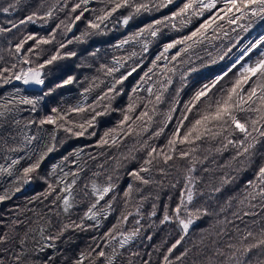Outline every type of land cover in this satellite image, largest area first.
<instances>
[{
  "label": "snow or ice",
  "instance_id": "obj_1",
  "mask_svg": "<svg viewBox=\"0 0 264 264\" xmlns=\"http://www.w3.org/2000/svg\"><path fill=\"white\" fill-rule=\"evenodd\" d=\"M21 0H14V3H10L7 7L0 8V12L9 13L10 10H15L20 5ZM89 0H79L71 5L70 13H76L78 9H83L74 18L69 17L68 23L60 21L59 24L52 30V33L48 38L36 37L34 35H28L22 39L15 46L17 54L21 52V49L29 40H34V47L28 48V52H33L35 48H39L40 45L51 44L55 40V34L57 30L61 28V25L65 26V34L71 32L73 26L77 21H80L84 16V13L88 11L87 5ZM176 0H107L105 8L100 9L99 15H96L95 20L88 21V28L94 30V32H100L101 26L105 21L109 20L114 13L120 9H130L127 15L123 16L120 23L128 25L129 22L144 13L152 14L153 12H160L163 9L168 8L170 5H174ZM218 4H222V7L218 8ZM110 5V7L108 6ZM43 7V4L41 5ZM69 7L68 0H56L55 3L48 7V10L39 15V11H34L24 19L19 20L17 23H11V27H0V33L11 32L13 29L18 28L25 23H35L37 19L47 21L53 17L54 11H63ZM215 10V11H214ZM209 13L208 18L204 19L194 31H191L189 35H184L178 39L171 40L163 45V50L160 55L152 61L153 67L157 65V61H160L163 57L166 63L163 68L157 74L164 79L157 81L160 84L159 89L156 90L155 98L153 96V87L148 86V98L137 97L133 98L129 95V103L125 109L122 110V119L118 122L117 128L109 129L100 140L97 142V147L104 145L118 144V137L121 135L129 136L133 133L137 137H141L150 132L151 125L153 124V118L157 114V106L165 102L164 93L168 91L169 86L173 83L172 77L168 73L175 74V67H168L167 54L171 49H176L178 45H185L180 47L174 55H171V61H176L181 53H186L194 44L202 43V39H207L206 33L209 29L213 32H220L224 30V23L228 25H237L242 31L247 32L252 28L253 24L257 21H264V0H184L182 6L178 7L176 11H172L170 15H165L160 19H154L152 22L140 27L138 31L133 33L128 38L120 41L117 47H123L131 41H139L142 44L143 51L147 52L149 49L150 41L148 36L155 39L162 34L164 28H171L180 31L182 27H187L191 23L193 17H204L205 13ZM177 21H179L180 27H177ZM246 21L247 23H240ZM235 31V28L231 29ZM92 33L84 32L80 37H76V40H82L83 37L91 35ZM227 31H224V35H227ZM193 38H196L195 40ZM218 38V37H215ZM191 41L192 43H188ZM67 43H72L69 40ZM235 47V46H233ZM66 48L65 43H60L55 52L42 62L35 63V66L27 68H21L19 71H12L10 68L0 69V80L3 84H9L13 80L22 81L24 85H36L41 87L42 95H38L35 98L27 96H13L0 98V121H4L9 114L17 112L18 105H31L32 111L36 110V105L45 98L53 96L57 90L63 89L68 85H71L75 81V77L68 75L66 78H58L56 73L58 71L57 62L65 58L76 56L75 52H61ZM264 35H260L255 42H250L248 46L244 47L240 51V55L234 60V62L228 67V69L221 75H216L210 83L201 85L191 96V98L183 104V110L180 112V118L176 120V126L171 135L167 139L166 149L157 150L155 145H150L149 141L154 138H159L165 133V129L174 118V113L178 111V105L180 103L179 95L180 89H177L176 98L171 102V106L166 113H164V119L162 126L158 130L151 132V135L142 142H139V148L135 145L130 148L127 154H121L120 157H113V166L110 170L105 168V165H97L98 168L104 169L103 173L93 172V177L89 184L85 183L81 189L79 195L81 200H90L87 210L80 218V222L76 223L71 221L65 223L60 221L58 226L55 227V232L50 231L54 227L51 215L60 216V212H52L51 208L47 213H36L38 220L32 221L31 219L18 220L14 219L9 223L5 230L0 231V264H55L56 257L48 255L47 249L55 248V241L59 240L69 229L83 230L85 225L84 221H96L95 227L99 226L98 217L103 213L105 218L113 208V202L118 199L117 195H111L118 191V185L115 180L119 179V170L124 168L125 162H132L137 159L134 154L136 151L146 152V157L143 159V163L139 168H134L128 171L126 174L130 176L134 182L129 183L123 190V203L124 208L127 209L128 204L134 199L133 193H141L143 190L140 187L149 185H161L162 181L155 179L152 175L153 169H155L161 176L168 174V168L173 167L170 161L176 159L178 154L180 159H189L190 167L187 169V174L184 177V190L181 191L179 203L174 209H170L169 205H164L163 216L159 219V225L174 223L180 230V238L176 240L163 256L162 264H175L170 259L173 250L185 239L190 227L202 216L209 215L207 208L191 207L194 203L196 196L195 186L198 178L193 176L196 171L197 163H204V160L208 159V156L204 157V160H200L196 153L204 143L212 145L213 143H219V147H209L207 151L211 153L213 150L216 153H222L231 148L235 149V154L231 156L225 164L220 165L219 168L231 169L237 174L245 172L251 169L254 172L255 179L248 180L242 190V195L238 199L239 207L236 212H233V218L243 220L244 217L259 215L254 209L258 206L264 211V151H260L258 145L264 147ZM259 52V57L254 63H248L251 59L253 51ZM232 51L231 48L219 56V59L223 60ZM95 55V52L90 53ZM133 57L137 53L131 54ZM39 57V53H37ZM182 63H191V60H183ZM215 63L216 60L211 61ZM243 62V63H242ZM22 63L32 65L33 61L26 56L22 59ZM116 63H119L118 61ZM239 68L237 69V66ZM122 67L123 65H119ZM204 65H201L203 67ZM15 64L12 68H15ZM105 65H101V68H105ZM133 67L127 76H121L116 80L103 95L97 97L96 102L92 105L77 104L68 109V112L84 113L86 110H90L92 115L90 118L84 120L81 123H75L74 121L65 120L67 113L61 115L60 110L53 107L51 111L57 113V117L49 115L39 121L40 125L50 124L56 125L57 130L63 129L64 132L70 136L81 137L85 135L88 128L95 126L98 117H103L111 111H116L112 107V100L116 96L122 94L121 91H116V85L120 84L128 76L132 75V72L136 71ZM233 69H237L234 73V78L231 79L230 84L227 86L221 85L220 82L228 76ZM118 67H108L106 74H112L118 71ZM197 71L196 68H189L186 72L181 74V80L186 81L189 73ZM153 72V68H149L148 72L141 77L144 81L145 77L151 79L149 73ZM46 89V90H45ZM90 89H85V92ZM138 91L137 87L132 89L133 93ZM19 92V89H17ZM113 93V95H109ZM107 100L108 103L100 104V101ZM142 103L143 111H140L138 115H134L137 112L138 104ZM151 105V108L149 107ZM101 108L102 110H97ZM57 119L65 120L62 124H57ZM16 125L20 124V121H13ZM34 121H28L31 125ZM75 129H79L76 131ZM93 132L91 135H95ZM36 137L26 136L25 141L31 143ZM51 143H45L43 148L36 154L35 160L29 163L28 166L23 167L18 172L14 171L15 166L20 163L19 159H13L11 163L5 167L0 165V175H7L8 177H15L9 188L4 190V194L0 195V201L11 198V194L19 192L23 185H27L34 178L42 180L46 185L44 192L40 193L43 201H51V205L62 209L64 214H69L70 210L77 203L76 195H74V186L77 183V177L85 169L83 166H78L75 172H65L60 165L53 164L51 171L47 176H39L38 170L41 168L43 161L49 156V154L57 151V136L55 131L51 135ZM178 145H186L185 149L178 148ZM18 147H9L8 151H20ZM72 155V153H69ZM75 155L79 157L80 150H77ZM95 160V156H90ZM31 159V157H29ZM68 156L63 157L62 162H67ZM73 164L76 161H72ZM107 163V161L105 162ZM163 165V166H160ZM63 173L61 176H56L57 169ZM205 172L209 169L205 168ZM33 174H37L36 177ZM72 176V180L68 182V177ZM103 175L104 183H98V178ZM49 177H55V182H50ZM236 176L230 175L228 171H225L222 176L219 177V184L212 190L214 193H219L228 184L235 182ZM176 187L175 184L172 185ZM200 195H203L201 192ZM110 198L105 200L106 197ZM159 199V196L156 197ZM33 199H36L34 197ZM148 197H142V200H146ZM236 197H230L227 206L231 207V201ZM104 201V206H101V202ZM142 204L137 205L136 214L140 215V208ZM157 205L153 203L152 210L149 213V219L156 217ZM224 211V208H221ZM132 216L131 212L122 211L121 216L118 218L117 223L104 233L101 239H106L109 243L106 247L111 246V241L116 240L119 235V248L123 249L125 245L133 241L141 231V220H136L137 227L131 231H122L123 224L127 223L129 217ZM39 221H44L40 224ZM233 221H217L218 224L227 225ZM36 224V227H33ZM155 224H150L149 227H154ZM258 228L256 232L253 228ZM217 237L223 238L228 236L227 241L220 244L219 240H213L211 247L205 244V240L202 237L200 244L203 247L198 252V255H206V259L201 264H264V223L261 220H252L251 226L245 222V227L241 229L238 225L234 228V235L229 236L225 228H221L217 233ZM151 239V236L148 237ZM95 241V238H93ZM159 251V249H156ZM191 249H185L180 256L176 257V261H181L188 255ZM118 252L116 247H112L111 253H107L104 248H101L99 244L95 248H90L87 253L81 252L79 257L76 258L72 264H85V260L89 261V264H116ZM133 257L139 256V252H133ZM151 254L149 253V256ZM128 264H134V261L130 258ZM141 264H150L149 260H144Z\"/></svg>",
  "mask_w": 264,
  "mask_h": 264
},
{
  "label": "trees",
  "instance_id": "obj_2",
  "mask_svg": "<svg viewBox=\"0 0 264 264\" xmlns=\"http://www.w3.org/2000/svg\"><path fill=\"white\" fill-rule=\"evenodd\" d=\"M73 4L74 2H79V0H69ZM56 0H21L20 5L17 6L15 10H10L9 13L0 12V27L8 28L11 27V23H17L19 20L24 19L29 15V8H35V3H42L40 15L48 10V7L55 3ZM184 0H176L174 5H170L168 8L161 10L160 12H153L152 14L144 13L138 17L133 18L128 25H123L120 20L123 16L127 15L130 9H120L118 12L114 13L112 18L102 25L103 28H109L110 25L118 31L117 34L111 36L107 40H93L89 46V52H95L94 56L99 57V66L90 68L88 73L91 75L88 77L76 76L73 84L66 86L63 89L57 90V92L48 98L40 101L36 105V110L32 111L31 105H18V111L9 114L5 118L8 122L0 121V165L7 167L13 159H19L20 163L15 166L14 171L18 172L23 167L28 166L29 163L34 162L36 154L43 148L45 143H51V135L55 131L57 140V151L49 154V156L43 161L41 168L38 170L39 176H47L51 171L52 165L57 164L63 168L65 172H75L78 166H83L84 171L80 173L77 177V183L74 186V195H76L77 203L70 210L69 214H64L62 209H58L51 205V201H42L40 193L44 192L47 185L40 179L34 178L27 185H23L19 192L11 194L10 199L0 201V231L5 230L6 226L11 223L12 220H26L31 219L32 221H37L38 217L36 213L44 214L51 208L52 212H60V216L51 215V220L54 225L50 231L55 232V227L58 226L60 221L65 223H70L75 221L80 222V218L83 213L87 210L90 200H81L79 195L81 189L84 187L85 183L89 184L92 179H97L93 177V172L103 173L105 170L100 169L97 165H105V168L110 170L113 166V157H120L121 154H127L128 150L134 145L138 149L139 142L147 139L154 132L162 126L164 119V113L168 111L171 106V102L176 98L177 89H180L178 105V111L175 112L173 120L169 123L168 127L165 129V133L159 138H154L149 141L150 145H155L157 150L163 149L167 151L166 144L167 139L171 135L172 131L176 126V120L180 118V112L183 110V104L187 102L193 93L203 84L210 83L216 75H221L225 72L228 67L234 62V60L240 55L241 49L248 46L250 42H255L258 33H254L253 25L247 32H244L237 25H228L223 21H218L219 23H224V30L220 32H213L211 29L206 33L207 39L201 38L202 43L194 44L186 53H181V56L177 58L176 61H171V55L180 47H185V45H178L176 49H171L168 56V67H175L176 73H168L172 77L173 83L169 86L168 91L164 93L165 102L157 106V114L153 118L154 122L151 125L149 133L144 134L141 137H137L135 133L129 136L121 135L118 137V144L104 145L102 147H97V142L100 137L108 131L109 129L117 128L118 122L122 119V110L125 109L129 103V95L133 98L142 97L145 100L148 98L147 88L149 85L153 87V96L155 98L156 90L159 89L160 84L157 81H162L164 78L157 75L163 68L166 61L162 57L160 61H157V65L153 67L152 61L156 56L160 55L163 50V45L170 42L171 40L178 39L184 35H189L191 31H194L204 19L208 18L209 13H205L204 17H193L190 24L187 27H182L180 31H176L169 25L168 28H164L162 34L157 38L153 39L150 36L147 39L150 41L149 49L147 52L143 51L142 44L139 41H131L130 43L124 45L123 47H117L120 41L128 38L133 33L138 31V29L147 23L152 22L154 19H160L165 15H170L172 11H176L178 7L182 6ZM10 3H14V0H0V8L7 7ZM69 3V2H68ZM92 0H89L87 8L90 9L92 6ZM33 4V5H31ZM84 6L82 5V8ZM222 7V4H218V8ZM215 11V10H214ZM59 12V10L54 11L53 17ZM76 12L75 15H78ZM52 17V18H53ZM51 18V19H52ZM48 19V20H51ZM77 23V22H76ZM240 23H247L246 21H241ZM76 24L73 26L72 31H74ZM177 27H180L179 21H177ZM235 28V31L231 29ZM33 32H25L23 28H15L11 32L0 33V69L10 68L12 71H19L21 68L30 67V65L22 63V59L26 56L29 58L28 48L34 47L35 41L29 40L24 47L21 49L19 54L15 51V46L26 35H34L36 37L43 36L49 37L52 33L53 28L47 32L46 35L42 33L44 28L36 27ZM71 31V32H72ZM224 31H227V35H224ZM264 31V30H262ZM71 32H65L61 34L60 39L66 41ZM60 34L55 36L58 38ZM218 37V38H215ZM194 40L196 38H193ZM188 43H192L189 41ZM235 46V47H233ZM231 48L232 51L223 60L219 59L220 55ZM36 53L41 54L43 49L41 46L35 48ZM135 52L136 56L131 54ZM254 52V51H253ZM248 60V63H254L255 60ZM191 60V63H182L183 60ZM215 59L216 62L211 61ZM119 63H116V62ZM243 63V62H242ZM15 64V68L12 65ZM101 65H105V72L101 69ZM119 65H123L120 67ZM136 68L132 75L128 76L127 79L123 80L120 84L116 85V91H121L122 94L116 96L112 100V107L116 111H111L103 117H98L97 122L94 127L88 128L85 135L81 137H73L66 140L63 144L61 143V137L63 136V129L57 130L56 125H40L39 121L46 116L57 117V113H53L51 109L56 107L60 110V114L65 116V120L74 121L75 123H81L84 120L90 118L92 112L86 110L84 113L68 112L70 107L77 104L81 105H92L96 102L97 97L103 95L107 92L108 88L120 79L121 76H127L128 72L132 70L133 67ZM201 65H204L201 67ZM108 67H118L119 70L112 73L106 74ZM149 68H153V72L149 73L151 79L145 77L142 81L141 77L148 72ZM189 68H196L197 71L189 73L186 81L181 80V74L186 72ZM239 65L237 66V69ZM237 69H233L232 72L228 74L220 82L221 85L227 86L230 84L232 78H234V73ZM72 75L66 74L65 76ZM61 76L60 78H65ZM227 82V84H226ZM134 87L138 88L136 93L132 92ZM19 89V92H17ZM85 89H90L85 92ZM46 90V89H45ZM38 95H42L41 88H27L24 86L22 81L13 80L9 84H3L0 80V98L4 97H19L27 96L30 98H35ZM109 95H113L110 93ZM108 103L107 100L100 101V104ZM151 108V105H149ZM99 110H102L101 108ZM142 103L138 104L137 112L134 115H138L140 111H143ZM83 114V115H82ZM20 121L19 125H16L13 121ZM65 120L57 119V124H62ZM28 121H34L31 125ZM79 131V129H75ZM95 132V135L91 133ZM90 137H89V136ZM36 137L31 143L25 141V137ZM219 143H213L209 145L204 143L201 145L199 151L196 155L200 160H204L205 156H208L204 163L196 164V171L193 173L194 177H197V183L195 186L196 196L193 205L191 207H205L207 208L209 215L202 216L201 219L197 220L189 229V232L185 239L173 250L170 259L175 262V264H201L202 261L206 259L207 253L205 255H198V252L203 247L199 242L203 237L205 244L211 247L213 240H219L220 244L223 245L227 241L228 236L223 238L217 237L216 233L221 229L226 227L228 235H234V228L238 225L241 229L245 227V222L251 226L252 220H261L264 223V211L258 206L254 211L259 213L258 216L244 217L243 220L233 218V212H236L239 204L238 199L242 195V190L248 180H254V172L249 169L245 172L237 174L231 169H220L219 166L225 164L230 160L231 156L235 154V149L229 147L228 150L222 153H216L214 150L209 153L207 149L212 147H219ZM9 147H18L20 151H8ZM178 148L185 149L186 145H178ZM260 151H264V147L258 145ZM80 150V155L77 157L75 155L76 151ZM72 153V155H69ZM137 159L132 162H125V167L119 170V179L115 180L118 185V191L112 193L111 195H117L118 199L113 202L112 210L105 214H101L98 217L99 226L95 227L96 221H84L83 230H73L69 229L59 240L55 241V248L47 249L46 253L48 255H53L56 257L55 264H72V262L79 257L81 252L87 253L90 248H95L97 244L107 253H111L112 247H116L118 256L116 264H128V260L131 258L134 264H141L144 260H149L150 264H162L163 256L167 252V249L180 238V230L177 226L172 224L159 225V219L163 216L164 205L168 204L170 209H174L179 203L181 191L184 190V177L187 174V169L191 166L189 159H180L178 154L174 161L169 163L173 167L168 168V174L161 176L155 169H153L152 175L155 179L162 181L161 185H149L143 186L141 193H133L134 199L128 204L127 209L124 208L123 203V190L127 187L129 183H136L133 179L126 173L134 168H139L143 163V159L146 157V152L136 151L134 153ZM68 156L67 162H62L63 157ZM90 156H95L96 159L93 160ZM31 157V159H29ZM76 161L75 164L72 161ZM107 161V163H105ZM163 166V165H160ZM209 169L205 172L204 169ZM228 171L230 175L236 176L235 182L226 185L221 192L214 193L213 188L219 184V177ZM63 173L60 169H57L56 176H61ZM34 177L37 174H33ZM15 177H8L7 175H0V195L4 194V190L9 188ZM50 182H55V177H49ZM72 180V176L68 177V182ZM98 183H104V176L101 175L98 178ZM175 184L176 187L173 188L172 185ZM203 195H200V193ZM157 195L159 199H157ZM106 197L105 200H108ZM148 197L146 200H142V197ZM36 197V199H33ZM230 197H236L231 201V207L227 206V202ZM155 203L157 205L156 217L149 219V213L152 210V205ZM105 202H101V206H104ZM142 204L140 208V215L136 214L137 205ZM224 208V211H221ZM122 211L131 212L132 216L129 217L127 223L123 224L122 231H131L133 228L137 227L135 224L136 220H141V231L140 234L129 244L125 245L123 249L119 248V235H117L116 240L111 241V246L106 247L109 243L106 239H101L104 233L107 232L112 225L117 223L118 218L121 216ZM233 221L228 223L226 226L223 224H218L217 221ZM43 224L44 221H39ZM150 224H155L154 227H149ZM33 224V227H36ZM254 231L258 232V228H253ZM151 236V239L148 237ZM95 238V241L93 240ZM156 249H159L157 251ZM185 249H191L186 257L181 261H176V257L180 256ZM133 252H139V256L133 257L131 254ZM149 253L151 254L149 256ZM85 264H89L86 259Z\"/></svg>",
  "mask_w": 264,
  "mask_h": 264
},
{
  "label": "rangeland",
  "instance_id": "obj_3",
  "mask_svg": "<svg viewBox=\"0 0 264 264\" xmlns=\"http://www.w3.org/2000/svg\"><path fill=\"white\" fill-rule=\"evenodd\" d=\"M68 2H69L68 3L69 7L63 11H59L51 20L44 21V20L37 19L35 23H25L23 25H20L19 27L23 28L26 33L33 32L35 30L34 28L36 27L44 28L42 30V33L46 35L47 32L50 30V28L54 29L56 25L60 23V21L63 20L65 21V24H67L69 17L70 16L71 18L73 17L75 13H70L72 3L69 0ZM92 2H93L92 6L90 7V9H88V11L84 13V16L81 18V20L77 21L74 31H72L68 35L69 38L66 41H62L60 39L61 34L65 32V26L61 25V28L57 30L55 36H57L58 34L60 35L58 38H55L53 43L46 44V45H40L43 51L41 54H39V57L37 56L36 51H33L31 53L29 52V59L33 61V64L30 66L34 67L35 63L42 62L44 59L48 58L50 55H52L55 52L56 48L59 47L60 43H65L66 48L62 49L61 52L62 53L63 52H75L76 56L65 58L57 62L58 71L56 75L58 78H60L61 76H65L66 74H72L71 76L73 77L80 76L83 78V77H88L91 75L90 73L87 72L90 70V68H94L96 71V67L99 66L98 64L99 57L90 55L89 46L91 42L93 40H107L111 38V36H114L115 34H117L118 31L115 30L112 27V25H110L108 29L103 28L101 26L100 32H94V30L88 28V21L95 20L96 15L101 14L100 9L105 8L107 4V0H92ZM34 5H36L35 8H29V15L33 13L34 11H39V15H40L42 3H35ZM108 6L110 7V5ZM82 9H78L77 12H80ZM255 24L256 26L253 29L254 30L253 34L258 33L259 35L256 37V39H258L260 35H264V31H262L264 30V21H257L253 25ZM86 31L92 34L86 37H83L82 40H79V41L75 39L76 37H80L82 33ZM38 37H43V36H38ZM45 38H48V37H45ZM69 40H71L72 43L70 44L67 43ZM260 50L264 51V49H260ZM252 55H253L252 60L256 61V59L259 57V52L254 50ZM101 69L104 72L106 70L105 68H101ZM66 77L67 76H65V78ZM24 86H26L27 88H41L40 86H36L32 84L24 85ZM99 109L100 108H98L97 110ZM73 137L74 136H70L68 133L63 131V136L61 137V143L63 144L66 140H69Z\"/></svg>",
  "mask_w": 264,
  "mask_h": 264
}]
</instances>
